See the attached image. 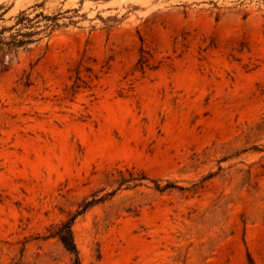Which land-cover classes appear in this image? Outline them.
Returning <instances> with one entry per match:
<instances>
[{
    "label": "rangeland",
    "instance_id": "rangeland-1",
    "mask_svg": "<svg viewBox=\"0 0 264 264\" xmlns=\"http://www.w3.org/2000/svg\"><path fill=\"white\" fill-rule=\"evenodd\" d=\"M21 11L59 25L0 61V264H72L71 217L82 264H264V0Z\"/></svg>",
    "mask_w": 264,
    "mask_h": 264
},
{
    "label": "trees",
    "instance_id": "trees-1",
    "mask_svg": "<svg viewBox=\"0 0 264 264\" xmlns=\"http://www.w3.org/2000/svg\"><path fill=\"white\" fill-rule=\"evenodd\" d=\"M38 17H43L48 22L40 29H34V27L40 26ZM57 19L58 16L45 15L43 12H38L31 18L26 11H21L17 15V22L15 24L0 28V61L3 62L8 54L10 56V54L17 52L19 48L27 49L31 43L38 41L39 38H35V35L41 32H46L49 35L59 25ZM13 29L16 30L12 31ZM6 31L10 33L6 34ZM74 219V217H71L59 224L53 225L50 235L57 237L73 255L72 264H82L72 229Z\"/></svg>",
    "mask_w": 264,
    "mask_h": 264
}]
</instances>
